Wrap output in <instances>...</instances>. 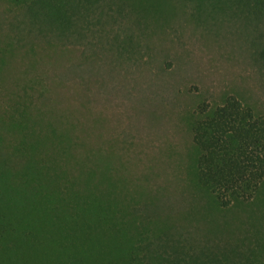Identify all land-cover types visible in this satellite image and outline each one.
<instances>
[{
	"label": "trees",
	"instance_id": "obj_1",
	"mask_svg": "<svg viewBox=\"0 0 264 264\" xmlns=\"http://www.w3.org/2000/svg\"><path fill=\"white\" fill-rule=\"evenodd\" d=\"M0 264H264V0H0Z\"/></svg>",
	"mask_w": 264,
	"mask_h": 264
}]
</instances>
